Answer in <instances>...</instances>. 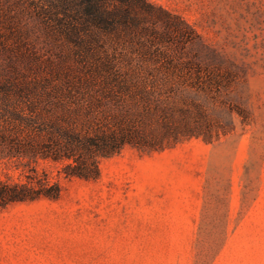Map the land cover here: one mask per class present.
<instances>
[{"label":"rangeland","instance_id":"rangeland-1","mask_svg":"<svg viewBox=\"0 0 264 264\" xmlns=\"http://www.w3.org/2000/svg\"><path fill=\"white\" fill-rule=\"evenodd\" d=\"M147 1L197 35L185 45L169 27V54L204 60L212 83L197 98L212 139L152 153L128 146L101 160L97 180L39 161L62 196L0 211V264H264V0ZM8 5L0 0L2 73L73 65L68 46ZM26 171L0 164L6 182H26Z\"/></svg>","mask_w":264,"mask_h":264},{"label":"trees","instance_id":"trees-1","mask_svg":"<svg viewBox=\"0 0 264 264\" xmlns=\"http://www.w3.org/2000/svg\"><path fill=\"white\" fill-rule=\"evenodd\" d=\"M5 1L23 5L48 38L68 46L73 65L33 76L0 68V164L18 160L27 169L24 183L0 178V211L61 198L60 183L38 171L41 160L67 162V178L97 180L101 160L128 146L152 153L212 139L197 98L212 83L204 60L169 54V27L185 45L197 37L172 23L177 16L147 0Z\"/></svg>","mask_w":264,"mask_h":264}]
</instances>
